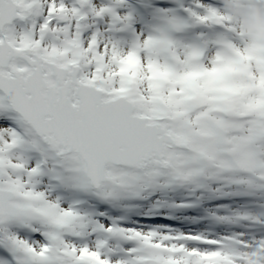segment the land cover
I'll list each match as a JSON object with an SVG mask.
<instances>
[{
	"label": "snow or ice",
	"instance_id": "6c2138e0",
	"mask_svg": "<svg viewBox=\"0 0 264 264\" xmlns=\"http://www.w3.org/2000/svg\"><path fill=\"white\" fill-rule=\"evenodd\" d=\"M0 264H264V40L220 0H0Z\"/></svg>",
	"mask_w": 264,
	"mask_h": 264
},
{
	"label": "clouds",
	"instance_id": "9594fccd",
	"mask_svg": "<svg viewBox=\"0 0 264 264\" xmlns=\"http://www.w3.org/2000/svg\"><path fill=\"white\" fill-rule=\"evenodd\" d=\"M220 6L245 33L264 40V3L261 0H220Z\"/></svg>",
	"mask_w": 264,
	"mask_h": 264
}]
</instances>
